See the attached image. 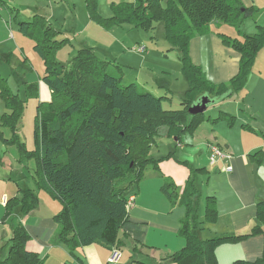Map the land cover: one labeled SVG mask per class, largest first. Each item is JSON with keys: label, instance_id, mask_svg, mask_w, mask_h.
Listing matches in <instances>:
<instances>
[{"label": "trees", "instance_id": "obj_1", "mask_svg": "<svg viewBox=\"0 0 264 264\" xmlns=\"http://www.w3.org/2000/svg\"><path fill=\"white\" fill-rule=\"evenodd\" d=\"M85 5L89 19L104 28L122 22L145 30L162 27L167 49L176 50L187 83L178 98L180 107H163V100L171 99L168 88L164 93H154L135 81L123 84L121 65L100 58L88 45L79 46L68 64L59 62L55 55L68 40L60 37L61 30L37 13L30 20H19L17 25L23 35L33 40V50L44 62L41 80L50 88L52 99L45 102V107L44 102L37 104L34 148L27 150L17 134L23 100L0 75V96L9 109L2 114L1 124L12 128L10 139L3 137L1 130L0 137L5 143L18 142L22 154L34 156L36 187L61 205L53 216L58 227L52 243L64 244L69 250L91 243L120 249L118 232L128 219L129 198L137 193L135 187L148 166L159 171L158 160L148 155L158 128L165 126L168 136L179 143L183 134L190 133L204 121L214 124L224 120L232 127L236 123L234 114L223 110L216 116L206 115L205 111L190 114L188 109L201 96L215 101L210 107L243 87L255 54L264 43V26L257 25L258 30L244 34L242 41L218 34L238 53L239 64L237 73L227 83H214L206 77L202 67L191 60L190 40L208 32L211 23L226 24L238 30L241 21L255 13V7L244 6L241 0H133L112 3V14L102 17L95 0H85ZM134 48L139 52L146 50L144 45ZM90 84L97 98L87 107L86 91ZM25 89L27 96L37 95L34 83L27 84ZM241 125L254 131L247 123ZM249 156L260 164L264 152L258 149ZM195 172L191 168L180 195L172 182L162 186L172 205L178 203L186 208L180 228L185 245L167 259L175 264H218L214 250L221 241L264 234V201L256 204L257 223L249 233L202 239L198 235L202 227V221L197 219L198 199H194L198 193ZM19 190L20 195L6 200L3 217L15 211L26 214L37 208L35 189L22 187ZM204 217L206 221L217 218L213 195L205 198ZM28 240V232L17 222L9 238L8 253L0 257V264H42L43 258L26 248ZM230 264H264V245L260 257L235 259Z\"/></svg>", "mask_w": 264, "mask_h": 264}, {"label": "rangeland", "instance_id": "obj_2", "mask_svg": "<svg viewBox=\"0 0 264 264\" xmlns=\"http://www.w3.org/2000/svg\"><path fill=\"white\" fill-rule=\"evenodd\" d=\"M5 1L7 3L6 5H2L0 2V17L3 19L2 23L0 19V40H11L12 43H3L2 45L0 42V73L6 77L11 91L23 100L21 125L17 130V134L19 136L18 140L24 143L27 150L34 148L33 132L35 128L37 104L39 102H44L43 107H45V102H49L52 99V92L50 88L40 80L39 75H42V71L44 70V62L34 52L31 39L18 33L16 29V20L13 18V14H17L18 18L21 16L29 17L31 16V9H35L36 7H41L46 14L51 13L53 15V18H51L52 21L59 25L63 24L66 27H69L73 22L72 14L68 13H72V11L75 13L76 22L74 23V34L76 36H74L73 33L70 34V41H67L64 46L58 49L55 55L56 60L68 64V61L71 60L75 53L73 44L76 45L79 39L87 40V43L91 45L90 47H92L93 51L100 58H105L110 62L121 65L122 71L120 74L123 84L132 81H129V79L132 78L136 83L146 85V88H148V90L150 89V91H154V93H160L161 91L164 93L166 88H168L171 99H164L163 107L173 109L180 107V105H178V98L179 94L183 93L182 91H184L186 87V82L181 72L178 54L175 49H167L168 44L164 38L163 29L160 25L154 29L145 30L135 27L129 22H122L121 24H115L108 28H104L89 19L85 0ZM95 1L99 14L102 17H108L112 14V3L130 2L133 0ZM67 2L70 4V9L67 12L58 9L60 7L69 8ZM253 2L256 5H253V7L256 8L255 13L245 17L241 21L238 30L230 26L234 28L237 34V36L234 35L233 37L238 40L242 41L244 34L255 33V31L258 30L257 25L264 26V0H253ZM14 7L19 10H14ZM88 21L91 22L89 28L85 26V24H88ZM10 32H13L14 40H12ZM206 33L202 34V36ZM204 38L203 36L202 40H204ZM21 40L23 41V48L15 46L14 51L8 52V55L3 51V47L8 50L14 42L16 45H20L18 43H20ZM135 44L144 45L146 50L144 52L137 51L134 48ZM20 50L23 51L24 55H19ZM216 53L218 57H216L215 64H218V62L221 61L220 57H223V55L217 49ZM203 55L205 57L206 53L203 52ZM212 58L213 53L210 49L208 55L210 63ZM204 67L206 66L204 65ZM247 77L243 87L237 93L239 104H236L235 107L236 111L238 110L240 114V116H237V120L239 121L241 117H248L250 121H252V125L258 127V122H260L259 118H264V43L256 52L253 63L247 73ZM27 83L35 84L37 90L36 96H27L25 89ZM89 86V89L86 91L87 98L85 97L87 107L92 106L97 98L95 88L91 84ZM223 102L224 101L206 109V115L213 111L215 114L211 116H215L218 113V105L221 108L224 104ZM5 109L7 110V107L0 96V128L2 127L1 130L4 135L10 139L12 128L1 124L3 118L2 113ZM248 110L252 113L255 111L256 115L253 117L252 114H248ZM205 124H208V126H205ZM216 126H218V124L216 125V123L213 124L210 121H204L195 127V131L192 130L190 133L186 132L183 134L179 143H176L174 139L168 136L165 126H160L155 134V141L150 144L148 149V155L158 160V175L155 177L151 176V173L156 171L151 166H148L145 169L142 180L138 182L137 188L135 187V189H137L136 195L142 197L144 188L149 186L152 180L158 181L159 187L160 185L162 187L165 182L175 183L179 179L181 184L175 185L177 188L176 192L180 195L182 191L181 187L183 188V183L185 184L187 180L186 177L182 183L187 171L184 172V175H182L181 172L187 168L185 166L187 163L192 164L197 172L195 183L197 187L199 186L201 192L198 199L199 210L197 212V219L202 221V227L198 229V235L202 239L235 235L236 233L232 231L240 227L235 226L233 228L232 221L224 218H216L214 221H206L204 219L205 198L209 194L213 173L210 172L207 176L205 172L201 173L198 171V168L205 166L207 170L212 169L209 168L208 165L207 159L209 155L206 153V139L211 138L215 131L219 132L220 126L223 125L215 128ZM151 129L153 130V128ZM192 132L194 133L192 134ZM202 133H204V136ZM232 137L236 138L237 136ZM35 175L36 161L34 156L22 154L18 142L5 143L3 137H0V178L8 182L7 184L0 181V192H3V187L8 186L12 188V194L15 193V195H20V185H27L28 187L34 188L36 193H38V203L40 202L39 206L43 210L47 208L45 207L46 204L44 201H49V205L52 206L55 204V207L57 206V209H59L60 203L58 200L48 195L43 189L36 187L34 181ZM165 198H167V206L161 205L160 203H151L149 207H146L147 211L151 214L149 217L150 223L148 225L147 236L150 238L149 240L153 245L150 247L146 246L149 257H147L145 261L148 262V264L152 263V258L160 261L167 259L171 254L180 250L185 245V239L180 234V228L182 226V219L184 218L183 215L185 216L186 213V208L184 205L178 203L172 205L168 197L166 196ZM3 200L5 199L2 198V201ZM217 201L218 200H216V203ZM41 210H38L37 215H41ZM181 212L183 214H181ZM30 213H32V211L26 214H22L18 211L12 213L16 215V223L21 222L27 232V225L22 222V219L31 216ZM11 215L3 217L2 222ZM2 222H0V247L1 235L3 234L2 231L4 227ZM256 223L257 222H252L242 233H249ZM256 236L259 237L260 240H256ZM31 239L32 236L30 237L29 235V240ZM263 245L264 234L256 233L240 239H226L221 241L216 245L214 252L218 264H230L235 259L253 260L260 257L263 252ZM137 247L146 252L143 246L139 245ZM8 250L9 246L7 248V251ZM251 252L252 254H250ZM124 254L125 256H129L128 250H124ZM40 257L44 258L42 256ZM122 258L123 257H121L120 261L118 260L120 262L119 264H128L126 260H122ZM135 263L138 264V262ZM42 264H44V259Z\"/></svg>", "mask_w": 264, "mask_h": 264}, {"label": "crops", "instance_id": "obj_3", "mask_svg": "<svg viewBox=\"0 0 264 264\" xmlns=\"http://www.w3.org/2000/svg\"><path fill=\"white\" fill-rule=\"evenodd\" d=\"M241 1L243 5L247 7L255 5L253 0ZM0 2L2 3V5L7 4L5 0H0ZM68 7L69 8L60 7L58 9L67 12L70 9L69 3ZM14 8V10H19L16 7ZM30 12L31 16L29 17L21 16L18 18L17 14H13V18L16 20V24L19 20H30L34 14L38 13L46 17L58 30H61L60 37L67 38V40L70 41L69 36L71 33L74 34V23L76 22L75 13L73 11L72 13H68L72 14L73 19V22L69 27H66L63 24L59 25L52 21L51 18H53V15L51 13L46 14L41 7L31 9ZM0 19L2 23L3 19L1 17ZM85 26H88L89 28L91 26V22L88 21V24H85ZM16 29L18 33L22 34L18 29V25ZM219 33L227 34L231 37H233L234 35L237 36L234 28L226 24H222L221 26H219L216 25V23H211L209 31L205 35H203L205 37L204 40H202V35H196L190 40L189 54L191 60L195 64H198L202 67L206 77L209 80L214 83H227L228 80L232 78V76H234L238 71L239 56L238 53L233 50L230 45L224 44L221 37L218 35ZM10 34L12 36V40H14L13 32H10ZM74 36L76 35L74 34ZM29 39L31 38L29 37ZM31 41L33 48V40L31 39ZM0 42L2 45L3 43H12L11 40H0ZM87 42L88 41L84 39L77 40L76 45L73 44L74 52L76 53L77 48L81 45L91 46ZM18 44L20 45H16V43L14 42V44L10 46V49L8 50L3 47V51L8 55V52L14 51L15 46L23 48L22 40ZM136 45L137 44H135V46ZM210 49L213 53L211 63L208 59ZM216 49L223 55V57L219 56L221 58V61H219L218 64H215L216 57H218ZM203 52L206 53L205 57L203 55ZM19 55H24L23 51L20 50ZM203 64L206 67H204ZM0 75L4 77L1 73ZM39 76L41 80L42 75ZM4 78L7 81L6 77ZM130 80L134 81V79L132 78L129 79V81ZM237 93L238 92L224 99V104L221 108L218 105V112L223 110L228 113L234 114L236 116V123L232 127H229L227 126L224 120H221L220 122L216 123V125L218 124V126L223 125L220 126L219 132L215 131L211 138H205L207 155H209V145L216 144L221 146L223 151L229 156L219 157L213 163H210L208 158L207 160L209 168H212L210 169L211 171L207 170V167L205 166H202L201 168H204V170L202 169L203 171H200L201 173L205 172L207 176L210 174V172L213 173V180L210 185L209 194L207 196L213 195L215 196L216 200H218L216 203L218 219L224 218L231 220L233 228L235 226H240L232 231L236 234L244 232L247 229V226H249L252 222H256V204L258 201H264V156L260 164L255 162L249 156L251 153L258 149H261L264 152V118H259L260 122H258V127L252 125V121H250L248 117H241L238 121L237 116H240V114L238 113V110L236 111L235 107L236 104H239V101L237 100ZM7 111H9L8 108L7 110L5 109L3 113ZM248 112V114H252L253 117L256 115L255 111L252 113L250 110H248ZM213 114L215 113L212 111L209 116ZM242 123L249 124L251 127H253L254 131L242 127ZM205 126H208V124H205ZM218 126H216L215 128H217ZM1 129L2 127L0 128V130ZM193 131H195V129ZM193 133L194 132H192V134ZM2 135L3 137H6L3 131ZM202 135L204 136V133H202ZM232 136L237 137L235 138ZM185 166L187 168H185V170H183L181 174L184 175V172H187L185 177L183 178L182 183L184 182L186 177H189V175L191 174V168H194V166L189 163H187V165ZM229 166L231 167V170L227 171V167ZM156 175H158L157 171L151 173V176L153 177H155ZM194 178L195 180L197 179V172H195ZM0 181L8 184V182L2 178H0ZM173 184L177 185L181 184V182L178 179V181ZM22 187L25 188L28 186L20 185V188ZM197 188L198 193L197 196L194 197V199H199L201 195L199 186ZM2 190L3 192H0V222H2V218L4 215V204L6 200L15 195V193H11L12 188H9L8 186L3 187ZM181 190H183L182 187ZM163 193L164 192L162 190V187L161 185L159 187L158 181L156 182L155 180H152L151 184L144 188V194L142 195V197L136 195L137 193L134 195L131 204L128 206V219L123 223L120 231L118 232V245L120 246V257L118 259L119 261L121 260V257H123L122 260H126L128 264H136L135 262H138V264H148V262L145 261V259L149 257L146 246L150 247L153 245L149 240L150 238L147 236L148 225L150 223L149 217L151 214L147 211L146 207H149L151 203H160L161 205L167 206V198H165L166 196H164L166 194ZM2 198H4L5 200L2 201ZM39 203L37 208L33 210L32 213H30L31 216H27L26 218L22 219V222L27 225V230L30 237L32 236V239L26 242L27 249L33 252H37L40 256L44 257V264H107V258L111 253V249L99 243H91L84 246H76L72 250H69V248L64 244L52 243L51 238L53 237L58 227L53 216L60 210L61 205L59 209H57V206L55 207V204L54 206H52L49 205V201H44V203L46 204L45 207L47 208L46 210H43L39 206ZM39 209H42L40 213L41 215H37ZM181 214L183 213L181 212ZM2 223L4 224V227L2 231L3 234L1 235V258L5 257L8 253L7 248L10 243L9 238L11 236L13 226L16 225V215L12 214ZM256 240H260L259 237L256 236ZM139 245L143 246L147 253L144 252L142 249L138 248L137 246ZM124 250H128L129 256H125ZM250 254H252V252ZM119 261H117L115 264H119ZM151 261V264H175L170 262L168 259L160 261L152 258Z\"/></svg>", "mask_w": 264, "mask_h": 264}, {"label": "built area", "instance_id": "obj_4", "mask_svg": "<svg viewBox=\"0 0 264 264\" xmlns=\"http://www.w3.org/2000/svg\"><path fill=\"white\" fill-rule=\"evenodd\" d=\"M140 50L143 49V46L139 48ZM209 161L210 163H213L217 158L219 157H228L229 155L223 151L218 145L216 144H210L209 147ZM231 167H227V171H230ZM133 200V197L131 196L129 198L128 204L130 205ZM128 205V206H129ZM120 257V250L119 248L113 247L111 248V253L109 257L107 258V264H115Z\"/></svg>", "mask_w": 264, "mask_h": 264}, {"label": "water", "instance_id": "obj_5", "mask_svg": "<svg viewBox=\"0 0 264 264\" xmlns=\"http://www.w3.org/2000/svg\"><path fill=\"white\" fill-rule=\"evenodd\" d=\"M215 101H209L206 96H201L192 106L188 109L190 114H195L197 112H204L210 104H214Z\"/></svg>", "mask_w": 264, "mask_h": 264}]
</instances>
